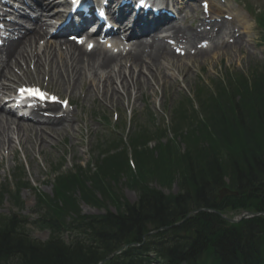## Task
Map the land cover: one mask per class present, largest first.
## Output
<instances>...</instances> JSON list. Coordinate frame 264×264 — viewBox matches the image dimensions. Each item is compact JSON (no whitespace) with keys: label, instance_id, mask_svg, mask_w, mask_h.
<instances>
[{"label":"trees","instance_id":"obj_1","mask_svg":"<svg viewBox=\"0 0 264 264\" xmlns=\"http://www.w3.org/2000/svg\"><path fill=\"white\" fill-rule=\"evenodd\" d=\"M229 84L228 89L216 85V96L199 90V111L190 99L189 106L181 104L176 109L172 129L185 142V150L171 140L162 151L155 150L158 154L147 143H134L135 174L126 151L108 149L100 153V173L89 170L85 174L92 179V188L68 176L61 179L64 193L69 185L75 189L78 184L82 197L100 206L96 192L110 199L112 189L104 179L127 174L130 184L140 189L136 202L122 203L117 196V211L89 216L80 213L77 200L69 199L68 193L63 209L55 203L49 225L45 224L52 238L44 243L19 233L15 218L0 217V256L16 255L17 264H97L124 245L141 242L147 232L171 225L200 207L227 213L244 208L263 211L264 71L239 75ZM147 135L146 129L141 130L133 141ZM147 176L169 193L149 187ZM176 182L179 191L173 193ZM225 186L239 195L219 197ZM69 211L77 214L71 222L66 220ZM67 232L71 237L68 241L64 238ZM182 263L264 264V217L231 224L217 214L199 212L180 226L150 236L142 246L123 250L105 264Z\"/></svg>","mask_w":264,"mask_h":264},{"label":"bare ground","instance_id":"obj_2","mask_svg":"<svg viewBox=\"0 0 264 264\" xmlns=\"http://www.w3.org/2000/svg\"><path fill=\"white\" fill-rule=\"evenodd\" d=\"M182 3L186 6L183 9L181 7L179 19H174L166 25V28L164 26L154 34L137 35L131 30L124 36L127 44H123V49L128 50L124 53L120 49L121 53L113 55L101 47H96L88 53L82 46L62 39L53 41L46 39L43 47L38 46L41 37L48 36L44 30L46 20L50 15H60L61 12L54 13L55 9L66 4V0H39L38 8L41 14L34 24L32 33L10 45L5 50V56L3 53L0 55V63L3 67L0 73V88L4 87L3 81L8 78L9 74L13 76V83L22 81L21 77L14 75V67L21 68L30 77L27 70L22 67L23 65H34L36 73L40 74L44 73L43 69L49 65L50 72H45V75L49 76L52 83L66 87L71 96L77 95L78 92L80 94L79 89L89 85L86 88V98L90 102L95 99H100L104 103L120 101L133 91H136V97L141 99L144 90L154 92L153 80L157 84L164 85L168 80L177 83L179 74L184 75V81L188 78L191 65L184 61L183 56L175 53L174 48L168 44L166 39L175 40V47L185 46L188 50L186 55L191 57L189 59L192 63L196 58H205L210 54L221 56L231 50L236 54L246 52L245 44L250 42H244L243 33L240 32L237 35L233 28L234 24L228 23L224 16L212 23H207L205 18L202 19L204 26L213 24L215 30L218 28L212 33L204 32L197 28L199 26L195 28L186 24V20L196 14L197 5L187 0H182ZM218 12H221V8ZM246 19L247 16L242 14L239 20L245 24ZM244 28L249 29L250 27L245 26ZM121 35L122 32L119 31L118 34L111 36L119 48L122 46L119 43L122 40ZM206 36L211 38L209 48L203 47L207 49L202 48L192 54L193 48L191 47H196L202 40H206ZM213 36L217 37L213 38ZM63 46H66V50L62 49ZM67 91L66 94H68ZM1 101L0 98V103ZM62 112L61 117H42L40 113H36L37 118L42 117L47 120L40 119L33 125L18 121L12 114L0 109V158L2 157L0 165L3 163L2 153L7 149L14 150L16 142H19L26 153L32 157L34 152L42 153L44 149L52 147L56 141L67 135L76 137L81 126L74 120H79V116L75 114L72 118L69 117L73 113L70 109Z\"/></svg>","mask_w":264,"mask_h":264},{"label":"rangeland","instance_id":"obj_3","mask_svg":"<svg viewBox=\"0 0 264 264\" xmlns=\"http://www.w3.org/2000/svg\"><path fill=\"white\" fill-rule=\"evenodd\" d=\"M226 1L227 4L222 5V7L225 13H230L233 16L230 19L231 21H228L240 26V31L245 32L243 34L245 40L250 42L246 52L243 51L242 53L236 54L231 50L221 56L210 54L205 58H196L194 63L190 59H186L185 61L192 68L189 70L188 78L185 82L182 76H179L178 85L168 84L163 89L158 88L157 85L154 96L150 90H145L144 97L140 101H136L133 96L131 99H125L124 97L121 101L115 102L113 106L102 105L98 102H84L85 110L81 116L87 126H83L78 139L72 140L70 136H65L63 139L56 141L54 146L44 149L42 154L35 152L30 157L18 144L17 151L15 150L10 155L11 159L6 162L4 160L3 166L0 167V189L3 187L9 193L16 185V175L21 174L23 181L28 184L31 183L29 187L37 184L38 190H32L31 188L24 189L21 195L22 204L19 206V209L14 205L10 194H6L0 207V213L8 214L11 211H15L24 217H29L28 219H37L38 215L41 214L37 194L40 191L52 193L53 168L59 166L60 163L64 165L63 171L79 166L87 167L98 153L96 149L98 142H104V140L106 141L111 137H118L119 134L121 136L124 134L125 136L123 123L124 119L128 118L129 112H131V116L134 119H132L134 122L132 129H135L139 125H147L153 129L162 127L164 124L167 126L171 123V116L175 105L183 101L187 96L193 97L201 81L217 83L219 78L222 75L225 76L229 71L234 73L248 72V70L250 71L258 65L264 68V45L261 39V30L251 14L247 13L248 8L253 9L264 6V0ZM244 13L248 14L245 25L249 26V29L243 28L244 25L240 23L239 17L237 16L238 14L242 15ZM197 15H200V11ZM189 21H192L194 26H196L197 22L194 18H191ZM153 83L156 84L155 81ZM53 90L56 91L54 88ZM194 104L198 106L197 102ZM115 110L118 111L117 121L115 120V115L113 116ZM104 116L106 119H104ZM115 123H119V126H121L118 129L120 131L118 135H116L117 133H112V128ZM155 143L152 142L153 145ZM123 183L124 185L126 183L125 176H121L117 182H113V185L128 200L136 201L138 197L137 190L130 186L129 188H124ZM154 185L159 186L157 183H154ZM164 191L169 192L168 189ZM173 191H178L177 183L174 184ZM108 208L115 209L114 204L109 203ZM82 211L87 214H97L102 212V209L82 204ZM32 235L42 240L48 237V232L32 229Z\"/></svg>","mask_w":264,"mask_h":264},{"label":"water","instance_id":"obj_4","mask_svg":"<svg viewBox=\"0 0 264 264\" xmlns=\"http://www.w3.org/2000/svg\"><path fill=\"white\" fill-rule=\"evenodd\" d=\"M228 189H224V191H227ZM235 194H237V192H235ZM249 215H252V216H255V215H258V213H253V212H244L239 218H236V219H229L230 221L232 222H237L239 221L241 218H245V217H248Z\"/></svg>","mask_w":264,"mask_h":264},{"label":"snow or ice","instance_id":"obj_5","mask_svg":"<svg viewBox=\"0 0 264 264\" xmlns=\"http://www.w3.org/2000/svg\"><path fill=\"white\" fill-rule=\"evenodd\" d=\"M144 2V0H141V3H143ZM76 3H79V0H76Z\"/></svg>","mask_w":264,"mask_h":264}]
</instances>
